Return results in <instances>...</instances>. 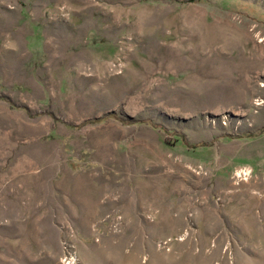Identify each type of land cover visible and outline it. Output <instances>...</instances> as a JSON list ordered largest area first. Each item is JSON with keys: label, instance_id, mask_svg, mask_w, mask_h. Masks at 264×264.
<instances>
[{"label": "rangeland", "instance_id": "374dc122", "mask_svg": "<svg viewBox=\"0 0 264 264\" xmlns=\"http://www.w3.org/2000/svg\"><path fill=\"white\" fill-rule=\"evenodd\" d=\"M0 264H264V0H0Z\"/></svg>", "mask_w": 264, "mask_h": 264}]
</instances>
